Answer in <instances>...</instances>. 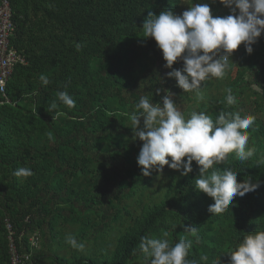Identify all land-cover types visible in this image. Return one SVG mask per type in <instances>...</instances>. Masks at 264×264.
Returning <instances> with one entry per match:
<instances>
[{
  "label": "trees",
  "instance_id": "trees-1",
  "mask_svg": "<svg viewBox=\"0 0 264 264\" xmlns=\"http://www.w3.org/2000/svg\"><path fill=\"white\" fill-rule=\"evenodd\" d=\"M8 2L14 25L9 44L24 64L15 65L0 95V264L9 262L7 225L19 253L30 252L31 264H150L139 248L144 236L170 245L186 238L192 241L189 260L211 264L220 257L221 264H230L226 254L245 235L264 231V33L250 55L243 45L232 53L223 79L203 82L201 99L167 78L182 62L165 68L160 50L143 38L141 28L149 12L170 9L179 15L192 3L210 0ZM210 8L214 16L229 14L219 2ZM228 88L234 105L226 102ZM158 89L174 94L186 118L192 112L213 120L220 112L255 117L247 130L254 156L240 161L231 153L215 167L237 172L238 183L251 178L260 186L235 197L223 214L209 213L213 201L195 189V162L187 176L167 174L160 202L151 204L147 197L150 204L143 203L154 173L141 175L142 142L135 139L130 115L141 96L159 103L164 92L158 96ZM59 91L75 107L59 102ZM53 101L58 106L50 110ZM19 167L34 175L16 177ZM188 226L198 232H185ZM68 236L84 249H73Z\"/></svg>",
  "mask_w": 264,
  "mask_h": 264
},
{
  "label": "clouds",
  "instance_id": "clouds-1",
  "mask_svg": "<svg viewBox=\"0 0 264 264\" xmlns=\"http://www.w3.org/2000/svg\"><path fill=\"white\" fill-rule=\"evenodd\" d=\"M219 2L229 9L226 16H214L210 3ZM210 3H195L177 15L172 10H162L158 15L149 12L142 23L144 39L154 40L162 54L164 67L172 69L181 61L182 67L168 72L167 78L174 79L183 93L201 94L203 82L223 79L231 61V55L243 45L251 54L253 45L264 33V0H210ZM80 45L77 44V49ZM40 80L47 85L49 80L41 75ZM159 103H153L147 95L141 96L135 105L136 111L130 115V123L135 139L142 142L137 156V165L143 177H149L153 170H170L187 176L193 171L192 164L198 166L195 189L213 203L209 205L211 214H223L233 206L235 197L255 191L260 184L251 178L237 182V172L215 167L235 153L240 161H246L255 154L254 147H248V129L255 123V117H242L239 112H220L215 120L205 112H192L186 118L174 101L171 91L158 89ZM226 91L228 105L236 103L232 89ZM59 102L68 108L75 107L74 99L65 91L57 93ZM53 101L50 110L57 108ZM62 113H58L60 115ZM211 170V171H210ZM14 175L27 179L34 175L29 167H19ZM185 232L196 234L198 229L185 227ZM167 236V233H164ZM198 238V237H197ZM66 243L73 249L82 251L84 244L75 237H66ZM192 241L181 238L174 245L167 239L144 236L139 248L150 264H197L189 260ZM230 264H264V231H255L244 236L234 250L226 254ZM208 260L207 256L201 258ZM211 264H221L220 257Z\"/></svg>",
  "mask_w": 264,
  "mask_h": 264
},
{
  "label": "built area",
  "instance_id": "built-area-1",
  "mask_svg": "<svg viewBox=\"0 0 264 264\" xmlns=\"http://www.w3.org/2000/svg\"><path fill=\"white\" fill-rule=\"evenodd\" d=\"M12 12L8 0H0V95L4 96L5 85L15 65L24 64L23 58L13 50L9 40L13 34ZM8 242V264H31V254L21 255L15 241V233L9 225L6 226ZM23 234L19 235L22 236ZM31 246L38 249L36 237L29 239ZM20 243V242H19Z\"/></svg>",
  "mask_w": 264,
  "mask_h": 264
},
{
  "label": "rangeland",
  "instance_id": "rangeland-1",
  "mask_svg": "<svg viewBox=\"0 0 264 264\" xmlns=\"http://www.w3.org/2000/svg\"><path fill=\"white\" fill-rule=\"evenodd\" d=\"M213 15H215V14H213ZM164 63H163V65H164ZM161 70H163V68ZM170 171L171 170L168 169L167 166L164 167L162 174L161 173H157L155 170H153V173H154L153 181H152V183L150 184V187L148 188V190L145 193V199L143 200L144 204H150L149 198L152 201L151 204H153L154 202H158L159 201L158 200L159 197L161 199V194L163 193L164 189H163V186H160V185L162 184L161 182L166 178L167 174ZM153 190H156V191H153ZM147 197H149V198H147Z\"/></svg>",
  "mask_w": 264,
  "mask_h": 264
}]
</instances>
